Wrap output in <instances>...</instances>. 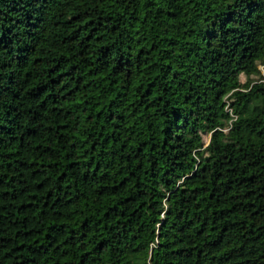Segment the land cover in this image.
Listing matches in <instances>:
<instances>
[{
  "label": "trees",
  "instance_id": "16d2710c",
  "mask_svg": "<svg viewBox=\"0 0 264 264\" xmlns=\"http://www.w3.org/2000/svg\"><path fill=\"white\" fill-rule=\"evenodd\" d=\"M0 264H264V0H0Z\"/></svg>",
  "mask_w": 264,
  "mask_h": 264
}]
</instances>
